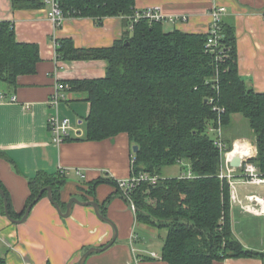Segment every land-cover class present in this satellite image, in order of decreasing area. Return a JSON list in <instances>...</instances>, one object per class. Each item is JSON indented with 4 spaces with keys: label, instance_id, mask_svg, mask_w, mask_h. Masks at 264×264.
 I'll use <instances>...</instances> for the list:
<instances>
[{
    "label": "trees",
    "instance_id": "16d2710c",
    "mask_svg": "<svg viewBox=\"0 0 264 264\" xmlns=\"http://www.w3.org/2000/svg\"><path fill=\"white\" fill-rule=\"evenodd\" d=\"M57 1L66 16L90 17L98 23L107 16L124 18L127 28L112 45L80 49L72 38L63 37L56 39L55 54L66 61H106L104 77L64 83L70 90L84 92L89 102L85 139L100 141L125 132L131 145L139 148L132 151L131 175L159 176L154 184H137L131 198L138 222L166 230L161 258L167 264H212L227 257L264 259V251L245 248L232 234L229 184L218 176L220 151L207 133L218 117L213 105L224 108L220 113L223 127L234 114H241L257 148L252 161L264 174V91L248 86L239 74L233 19H220L218 50L223 56L217 59V51L205 48L208 32L163 31L161 21L147 18L135 21L129 29L125 18L134 14L136 0ZM45 5L44 0H11L14 9ZM13 27L10 21H0V82L10 88L17 86L18 76L35 73L40 60L38 45L18 41ZM177 159L188 163L193 177L163 176V168L176 164ZM65 181L60 172H39L28 181L25 208L46 195L43 191L35 200L46 186L59 203ZM105 181L118 188L114 179L98 178L88 191ZM0 188L9 214L20 218L24 212L12 210L1 181ZM110 197L100 205L104 215ZM0 213L5 215L1 194ZM0 264H5L1 254Z\"/></svg>",
    "mask_w": 264,
    "mask_h": 264
},
{
    "label": "crops",
    "instance_id": "0c3cea01",
    "mask_svg": "<svg viewBox=\"0 0 264 264\" xmlns=\"http://www.w3.org/2000/svg\"><path fill=\"white\" fill-rule=\"evenodd\" d=\"M215 1L136 0L135 11L156 6L163 15L162 27L171 22L172 30L206 33ZM221 3L227 10L224 18L231 17L235 25L239 74L248 86L263 92L264 0H221ZM48 8L45 5L14 9L11 0H0V21L12 22L17 40L36 43L40 55L35 73L18 76L15 88L0 82V90L17 98L16 102L0 104V181L11 208L16 214L24 212L30 195L28 181L39 172H60L66 177L59 192L63 211L72 196L95 200L100 205L111 196L104 205L105 215L115 226L116 239L104 251L91 253L84 264H167L161 251L153 249L155 242L141 234H156L162 246L165 229L159 233L138 222L128 201L110 181L88 191L91 182L98 178L114 179L117 183L131 176L132 145L127 133L100 141L85 139L84 118L89 112V102L84 92L70 89L56 109L59 116L70 120L73 127L70 137L60 144L53 143L47 125L48 117L56 113L48 100L57 82L101 78L106 68L103 59H58L56 39L72 38L80 49L110 46L126 30L124 18L107 16L98 23L90 17L65 16L62 24L55 27L46 16ZM125 19L129 21V17ZM262 190L263 187L237 185V194L242 199L247 193ZM229 215L233 236L245 248L264 251V215L245 212L237 204L230 205ZM114 231L110 223L97 217L92 206L73 203L69 216L64 217L44 195L31 207L24 222L13 223L0 213V254L5 264H76L88 247H102L109 242ZM212 264H264V259L227 257Z\"/></svg>",
    "mask_w": 264,
    "mask_h": 264
},
{
    "label": "built area",
    "instance_id": "2783aa9c",
    "mask_svg": "<svg viewBox=\"0 0 264 264\" xmlns=\"http://www.w3.org/2000/svg\"><path fill=\"white\" fill-rule=\"evenodd\" d=\"M45 4L49 6L48 10L45 12L48 20H50L53 26L58 27L62 24L65 16L61 10V7L57 0H44ZM226 6L221 3V0H216L210 9V24L208 27V37L205 43V48L210 51H217L216 58L220 59L223 56L222 51L218 50L219 48V24L220 19L226 14ZM264 16V15H263ZM140 18H147L150 21H161L163 15L160 12V8L153 6L149 8H144L139 11H135L132 16H129V29H132L133 23ZM174 20L175 18H170ZM183 20L186 19L185 16L182 17ZM56 46V43H55ZM69 89L67 83L57 82L54 86L52 94L48 100V103L55 107V110L58 109L59 104L66 99V91ZM17 98L13 94H7L6 92L0 90V104L3 103H12L16 102ZM210 103L214 102V98L209 99ZM212 109L215 110L217 114L216 125L212 123L207 127V133L213 138L214 146H216L220 154L223 153V158L221 159V167L218 176L221 179H226L229 184L230 190V205L237 204L241 210L249 213H256L259 215H264V204L260 203V198L264 199V174H262L256 164L252 161V158L257 153L256 145L248 139H236L232 141L231 148L228 144L222 139L221 131V117L220 113L224 111V108L218 105H213ZM48 129L51 133L52 142L55 144H60L65 139L69 138L73 127L71 122L66 117H61L58 115L56 110L55 114H52L47 119ZM240 142L242 145H248L249 150L241 153L240 155L232 154L234 150L235 143ZM234 156H239L240 163L238 167L231 166L230 160ZM177 163L182 165L187 163L183 159H177ZM189 166V165H188ZM77 173H79L77 171ZM182 177H193V173L190 168L181 174ZM159 176L149 174L147 172H141L138 175H131L124 179H119L117 181L118 188L121 194L127 199L128 205L135 212V204L131 198V190L142 181H147L151 184H154L158 181ZM252 185L256 187H263L262 192L255 191L252 193H247L244 195V199L240 198L237 194V185L238 184ZM251 207L256 208L257 211L254 212ZM153 256L157 257L155 253H152Z\"/></svg>",
    "mask_w": 264,
    "mask_h": 264
},
{
    "label": "water",
    "instance_id": "95a60500",
    "mask_svg": "<svg viewBox=\"0 0 264 264\" xmlns=\"http://www.w3.org/2000/svg\"><path fill=\"white\" fill-rule=\"evenodd\" d=\"M205 102H207V100L205 99ZM132 151L133 152H136L139 148L137 145H132L131 147ZM239 163H240V159H239V156H234L231 160H230V165L231 166H235V167H238L239 166ZM43 191H46V196L48 197V199L52 202V204L56 207V210L58 211V213L64 217H67L69 216L70 212H71V209H72V206H73V203H78V204H81V205H85V206H92L94 211H95V214L97 215V217L100 219V220H103L105 222H108L110 223L113 227H114V235L113 237L111 238V240L109 242H107L106 244H104L102 247L99 246V247H88L80 256L79 260L77 261L76 264H84L85 260L87 259V257L93 253V252H101V251H104L105 249H107L108 247H110L113 242L115 241L116 239V229H115V226L113 224V222L104 214H102V209H101V206H100V203L95 201V200H81L79 198H77L76 196H72L69 201L66 203V209L63 211L60 204L54 200L53 198V194L52 193V188L50 186H46L44 188H42L39 193L37 194V196L35 197V200H38L41 196V194L43 193ZM0 194L3 198V202H4V212H5V215L7 216V218L12 221L13 223H21V222H24L30 212V209L32 206H27V208H25V211L23 213V215L20 217V218H13L11 217V215L9 214L8 212V208H7V201H6V197L4 195V191L0 188Z\"/></svg>",
    "mask_w": 264,
    "mask_h": 264
},
{
    "label": "rangeland",
    "instance_id": "374dc122",
    "mask_svg": "<svg viewBox=\"0 0 264 264\" xmlns=\"http://www.w3.org/2000/svg\"><path fill=\"white\" fill-rule=\"evenodd\" d=\"M172 30V24L171 22H166L165 24H163V31H170ZM221 133H222V139L228 144L231 145L232 141L234 138L237 137V139H248L250 141L253 140V133L250 130V127L248 125L247 120L241 115V114H237L234 118H232V121L230 124H228L226 127H223V125L221 126ZM254 143V141H252ZM231 148V147H229ZM221 155V154H220ZM221 157L223 158V153L221 155ZM221 158V159H222ZM188 163L185 164H174V165H169V166H165L163 168V176H179L180 174H183L187 169H188ZM151 227V226H150ZM154 228V227H152ZM156 230L159 231L160 233V228H155ZM164 229V228H161ZM137 231V230H136ZM142 237H146L147 240L149 241H153L155 242V245L153 247V249L156 250H160L161 251V247L160 246V237H158L156 234L153 235L151 233H147V232H142Z\"/></svg>",
    "mask_w": 264,
    "mask_h": 264
},
{
    "label": "bare ground",
    "instance_id": "6f19581e",
    "mask_svg": "<svg viewBox=\"0 0 264 264\" xmlns=\"http://www.w3.org/2000/svg\"><path fill=\"white\" fill-rule=\"evenodd\" d=\"M247 150H249V146L246 144V145H242V143H240V142H236L235 143V147H234V150L232 151V154H241V153H243V152H245V151H247ZM260 200V203L261 204H264V199H262V198H260L259 199ZM251 209L254 211V212H256L257 211V209L256 208H253V207H251ZM263 210H264V207H263ZM256 213H258V212H256ZM255 213V214H256Z\"/></svg>",
    "mask_w": 264,
    "mask_h": 264
}]
</instances>
